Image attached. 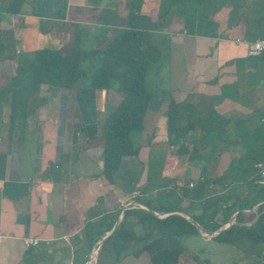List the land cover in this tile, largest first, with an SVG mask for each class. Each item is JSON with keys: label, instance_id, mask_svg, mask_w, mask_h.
I'll return each instance as SVG.
<instances>
[{"label": "crops", "instance_id": "crops-1", "mask_svg": "<svg viewBox=\"0 0 264 264\" xmlns=\"http://www.w3.org/2000/svg\"><path fill=\"white\" fill-rule=\"evenodd\" d=\"M100 1L25 0L18 15L0 12V39L5 46L0 86L9 87L19 62L29 60L25 53L61 46L70 38L74 24L93 22L96 27L95 9L111 6L124 14L128 0ZM160 1L143 0L141 12L156 20ZM178 5L183 8L167 17L166 26L169 91L175 100L191 104L199 116L214 112L226 120L216 125L214 117V138L204 148L199 146L201 154L209 150L211 155L187 159L195 176L180 164L181 157L177 159V166L183 168L176 175L188 183L201 173V165L208 171L214 169L215 177L222 175L231 162L247 149L259 148L264 140V52L247 53L248 42L264 38V0H186ZM108 28L112 34L121 26ZM45 89L53 97L38 98L24 129L11 135L9 93L0 98V264H84L96 246V264L108 253L114 258L107 263L120 264L126 256L120 258L113 248L128 247L131 242L115 238L103 249L104 240L123 220L124 210L144 207L137 197L156 190V186L149 187L151 157L147 152L166 143L168 100L144 123L140 143L136 142L137 155L123 157L108 179L102 173L101 124L121 95L114 89L74 87L58 90L56 98L55 90ZM198 128L187 137L196 145L202 134ZM240 134L250 138L240 140ZM124 166L138 170L131 175ZM164 188H170L168 183ZM123 222L125 229H141L134 215ZM28 238L38 243L26 246Z\"/></svg>", "mask_w": 264, "mask_h": 264}, {"label": "trees", "instance_id": "trees-1", "mask_svg": "<svg viewBox=\"0 0 264 264\" xmlns=\"http://www.w3.org/2000/svg\"><path fill=\"white\" fill-rule=\"evenodd\" d=\"M24 1L2 0L0 12L18 15L21 13ZM178 1L182 4L183 1L186 2V0H167V2L161 0L156 20H152L150 16L141 12L143 0H128L127 8L122 15L118 14L116 7L107 6L101 8L95 16L97 35L94 47L90 49L82 47L87 30L84 26L79 27V23H77L78 25L74 24L68 41L61 46H43L34 49L28 61H20L17 65L15 73L10 78L9 87H0L2 98L5 93H9L10 98L9 135L16 129H24L27 117L39 104L38 98H43L39 96L42 84H47L51 90L52 88L54 90L72 89L75 87L76 79L87 76L88 88L94 90L114 89L121 95L120 100L109 111L101 124L102 173L110 179L123 157L137 155L139 151V145L133 143L131 134L143 129L144 117L154 95V90L147 84V74L153 65H157L161 55L153 36L160 34L161 28L168 25L167 17H170L168 14L177 13L176 10L180 11L183 8L178 5ZM190 1L201 2V0ZM108 25L121 26V29L108 34ZM40 28L43 29L41 26ZM167 39L169 43L170 40ZM4 49L5 46L0 39V59L5 57L2 54ZM81 61L87 62L86 69L80 67ZM166 96L167 98H163L168 100L164 110L166 143L171 149L177 146L173 152L177 157L193 158L194 153L197 154L199 149L202 151L201 148H204L209 138H214V135L211 134L215 125L213 118L218 120L216 125L220 121L225 124L226 120L218 118L214 112L199 116L198 110L188 102L175 100L170 91H167ZM197 128L202 131L198 138L200 145H196L187 138L194 134ZM239 137L240 140L241 138L243 140L250 138L249 135L243 134H240ZM240 156L231 162L226 175L233 181L238 178L235 181H243L248 185L250 191L242 198L232 194L233 191H226L231 183H226L222 175L209 179L206 174L200 173L195 181L188 183L176 175L173 182L174 189H178L180 192L179 199L187 200V207H193L192 211L196 210V213L192 212L188 215L189 218H186L185 211L165 207L161 204L155 207L152 206V197H137L138 203L144 207L124 210L123 220L104 240L105 243H109L115 238H124V242L131 240L133 244L146 240L144 245L132 252L136 255L146 253L144 255L147 259L146 264H180L183 257L196 261L197 264L199 261L195 255L186 254L183 256L181 254L184 248L179 239L197 231L195 224L190 219L194 220L200 229L202 228V231L210 234L225 225L233 214L235 221L212 235L211 239L231 244L242 241V239L264 240L263 203L259 205L262 211L256 220L248 225L244 223L251 219H246L245 213L249 212L257 203L264 201V184H258L256 181L261 174L260 169L255 166V163L264 161V140L259 148L247 149ZM246 160L250 161V164H245ZM238 164L242 166L239 168ZM214 183H223L224 188L221 192L214 194L209 192V185ZM156 194L155 191L154 196ZM198 200L199 205L195 206V202ZM153 211L170 213L158 217ZM218 211H221L219 222L215 220ZM128 215L136 217V222L143 230L141 234H135L132 230L125 229L123 221ZM255 226H257V230H255ZM113 249L119 254L120 250H123L117 246H114ZM188 260L184 262L186 263Z\"/></svg>", "mask_w": 264, "mask_h": 264}, {"label": "rangeland", "instance_id": "rangeland-1", "mask_svg": "<svg viewBox=\"0 0 264 264\" xmlns=\"http://www.w3.org/2000/svg\"><path fill=\"white\" fill-rule=\"evenodd\" d=\"M165 1L167 2V0H165ZM104 2H105V0H102L99 2V4H102ZM153 8H155V7L153 6ZM100 10H101V8H98V9L93 10L92 12H94V14L95 13L97 14L98 12H100ZM89 13H91V11ZM153 14H154V12H153ZM85 15H88L87 17L92 16V14H87V12H85ZM168 16H170V14H168ZM80 26H84L85 29L87 30V34L85 35V38H83L84 41H82V47L84 49H90V48L94 47L95 46V39H96V35H97L96 34L97 30L94 27L93 22L92 23L87 22V24L85 22H80L79 27ZM161 29L162 30L159 32L160 34H156V36H153V39L155 40L156 45L160 49L161 55H160L159 60L157 61V65L156 66L153 65L149 69L148 74H147V84L150 85L152 87V89L154 90L153 91L154 95L151 99L150 105H149L147 112L145 114V119H144L145 124H146V122H148L149 117L153 114V112H156L155 114L157 115L158 108L163 107L164 103L167 101L166 99H163V98H167V96H166L167 91H169V89L171 88L170 87V81L168 79V77H170V73L168 70L169 65L167 64V61L169 60V49H168L169 43H168L167 38H169L168 37L169 35L166 31V26L162 27ZM31 53H29V52L27 54L25 53L24 58L26 60L30 59ZM80 67L82 69H86L87 68V62L81 61ZM154 69H155V71H154ZM74 85L79 90L85 89L88 86L87 76L80 77V78L76 79L74 82ZM47 87H48L47 84L41 85L40 92H39L40 97H44V98L53 97V94L51 92H50V95L46 94L47 89H45V88H47ZM52 90H54V89L52 88ZM58 90L60 91V89H57V90L55 89V92L57 93L56 98L59 97V91ZM2 97L3 96L0 95V98H2ZM142 131H143V129L141 131L132 132L131 137H132V141L134 144L137 145L136 142L140 143ZM148 140L149 139L143 140L144 145H147ZM167 146H168L167 143L162 142L160 144H156V146H152L151 149L147 152L148 155L151 157L147 163L148 164L147 166L149 169V177L151 178V179H149V181H150L149 187L153 188L156 186L155 191L157 192L156 196H154L155 191L152 192L153 190H150L151 194L149 195V198L152 197V199H153L152 206L158 207L159 204H161L162 206H165V207H173L175 209H180L182 211H185L184 213H186V215H184V216H186V218H189L188 215L192 214V212H193L192 210L194 208L193 207H191V208L187 207V205H188L187 200L179 199L180 192L178 191V189L176 190V189H174V187L172 188L171 184L174 181L173 178L178 173L177 171H179V169L182 170L183 166H185V168L188 169L190 164H189V161H187V159H185V158L181 159V158L177 157L175 155V153H173L175 151V148L174 149L169 148V150H168ZM211 153L212 152L211 151L209 152V150L208 151L204 150V154H210L211 155ZM232 153H233V151H232ZM201 157L202 158L204 157L201 154V152H198L197 154L194 153V155H193V158H195V159H200ZM178 158L181 161L180 164L183 165V166H181V168L179 166H177V164H178L177 159ZM126 163H128V162H126ZM246 163L250 164V161L248 162L246 160L245 164ZM237 166L239 167L242 165L238 164ZM124 168L127 170L128 173H131V175H133L132 174L133 171L137 172V170H138L136 168L135 170L130 171V170H128L127 167L124 166ZM162 169H164L163 172H162ZM174 169L176 171H174ZM190 169L191 168H189V170ZM192 169H194V168H192ZM208 169L209 168H206L205 165H201L199 168L201 173L208 174L209 179L215 177L216 174L214 172V169L210 170V171H208ZM226 171H227V168H226L224 173H221L222 176H224V181L226 183H231L227 187L226 191H228V190H230L229 192L233 191L232 194H235L237 197L242 198L245 194H247L248 191H250L248 185L246 183H244L243 181H241V182L235 181V180H238V178H235V180L233 181V179H231L230 177H228L226 175ZM190 172H191V170L189 171V173ZM161 173L164 174L165 178H162L160 176ZM190 176L193 177L195 175H193V173H190ZM193 180H195V177L193 178ZM156 181H158V183H156ZM256 181L258 182V184L259 183L261 184L260 178H257ZM166 182H168V185L170 186V188H168V189H165L163 187V186L167 187ZM208 188H209V192L218 193V192H221V190L224 188V186H223V183H214L212 185H209ZM144 196L148 197V193H146V195H144ZM261 203L264 204V201L257 203L254 207L251 208V210L249 212L245 211L246 212L245 214L247 216L246 219L251 218L250 221L244 222V223H247L246 225L250 224L251 222H254L256 220L257 216L262 211V209H264V208L261 209L259 207V205ZM197 205H199V200L197 202H195V206H197ZM167 214H168L167 212H163V213L158 212L156 215L158 217H162V216L167 215ZM220 219H221V211H218L217 215L215 216V220L219 222ZM234 219L235 218H233L232 223L235 221ZM190 221H192V220L190 219ZM227 223H225V225ZM254 228H255V230H257V226H255ZM127 229H129V228H127ZM196 229H197L196 232H191L187 235L182 236L179 239V241H180V244L184 248V250L181 254L183 256H185L186 254L195 255L197 257V261H199V263H197V264H264V240L253 241V239H242V241H237L236 243L231 244V243H225V242H219V241L213 240L210 238L209 234H207L206 232L201 230L202 228L199 229L196 226ZM142 231H143L142 228L140 229L138 227L135 230V234H141ZM201 233L204 235H202ZM153 235L156 236L155 234H153ZM128 242H131V241H128ZM145 242H146V240L134 242L135 244H133V242H131L130 246L123 248V250H120V254H119L120 256L119 257L121 258L122 256H126L125 257L126 259H124L122 262H120V264H146L147 259H146V256H144L146 253H141L139 255H136V253H132V251H135L138 248H140L142 245H144ZM105 247H107V243H106V246L103 247V249ZM103 249L101 251H103ZM108 249H111V247L108 246ZM135 255H136V257H135ZM112 258H114V255L112 253L111 254L108 253V255L105 254L103 262H101L99 264H109V263H107L108 261L106 262V260H108V259L111 260ZM181 260L182 261L180 264H196L195 263L196 261L194 262L193 260L192 261L188 260L187 257H185V258L183 257V259H181ZM185 260H188V261L185 263L184 262Z\"/></svg>", "mask_w": 264, "mask_h": 264}, {"label": "built area", "instance_id": "built-area-1", "mask_svg": "<svg viewBox=\"0 0 264 264\" xmlns=\"http://www.w3.org/2000/svg\"><path fill=\"white\" fill-rule=\"evenodd\" d=\"M264 51V38H259L247 43V53L252 56L259 55ZM255 166L260 169V179L261 183L264 184V161L255 163ZM26 246H35L38 243V239L36 238H28L24 240ZM98 255V246H96L88 255V258L84 264H96Z\"/></svg>", "mask_w": 264, "mask_h": 264}, {"label": "water", "instance_id": "water-1", "mask_svg": "<svg viewBox=\"0 0 264 264\" xmlns=\"http://www.w3.org/2000/svg\"><path fill=\"white\" fill-rule=\"evenodd\" d=\"M172 212H173V211H172ZM169 213H170V212H169ZM154 214H155V213H154ZM233 218H234V215L230 218V220L228 221V223H227L226 225H224V226L218 228L214 233H210L209 236L211 237V236L214 235L215 233H218L219 231L225 229L227 226H229V225L232 223ZM192 223H194V224L200 229L199 225H198L194 220H192ZM200 232H201V231H200ZM201 234H202V233H201ZM202 235H204V234H202Z\"/></svg>", "mask_w": 264, "mask_h": 264}]
</instances>
